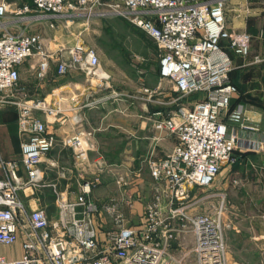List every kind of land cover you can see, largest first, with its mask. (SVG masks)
<instances>
[{"label": "built area", "instance_id": "2783aa9c", "mask_svg": "<svg viewBox=\"0 0 264 264\" xmlns=\"http://www.w3.org/2000/svg\"><path fill=\"white\" fill-rule=\"evenodd\" d=\"M6 1L0 0V109L16 107L22 142L20 160L0 158L5 173L0 180V247H12L21 238L22 255L17 259L0 255V264H180L171 255L177 232L193 234L195 264H224L223 205L214 217L190 213V191L211 187L221 167L234 162L235 152H260L263 145L240 138L230 128L243 114L241 106L229 113L238 93L230 79L233 57L249 56L252 36L227 28V0H22L23 7L13 11L23 21L36 22L123 17L157 44L161 81L171 83L180 98L202 95L191 109L179 108L168 116L162 111L154 114L155 129L175 135L176 143L166 157L148 160L155 194L141 224L125 226L114 207L110 214L120 225L110 230H102L95 221L89 182L79 184L82 189L74 201L54 190L60 213L56 220L43 209L29 211L20 199V192L42 185L44 159L59 143L83 157L92 133L78 130L59 140L50 128L65 126L71 111L23 96L19 67L36 53V78L43 80L50 57L41 47V33L8 31ZM70 55L67 64L86 79L109 80L94 49L77 44ZM262 60L255 56L253 63ZM66 67L61 64L59 72L65 73ZM159 90L144 89L142 96L153 100ZM20 167L26 180L18 174ZM117 183L123 186L124 180Z\"/></svg>", "mask_w": 264, "mask_h": 264}, {"label": "crops", "instance_id": "0c3cea01", "mask_svg": "<svg viewBox=\"0 0 264 264\" xmlns=\"http://www.w3.org/2000/svg\"><path fill=\"white\" fill-rule=\"evenodd\" d=\"M6 2L10 7L6 18L8 31L14 34L18 32L41 33L43 42L46 44L51 43L52 38L57 39L56 34H53L52 31L72 24L71 22L74 19L77 20L84 17H75L72 20L50 19L43 22L23 21L19 16L14 15L13 11L23 7L25 1L7 0ZM223 44L225 46L227 43L223 42ZM26 62L19 67V83L25 91L27 90V94L32 96L29 99H33L37 95L40 98L45 97L44 99L46 100L50 99L52 102L59 100L65 105L63 108L65 111H71V113H68V117H70L68 123L65 126L55 125L51 127V132L59 140L78 130L87 134L92 133L86 139L89 151L85 156L82 157L73 148L64 147L59 143L44 159L42 164V185L20 192V199L24 205L28 203L26 201L29 200V196L33 197L28 203L30 209H33V207L44 208L49 218L56 220L60 213L56 209L55 189L59 188L61 192L66 193L68 200L74 201L75 198L69 197L71 194L68 189L71 187L75 188L78 184L82 183L80 179L83 178L81 177L83 173H92L95 168L102 173L112 171V169H109L110 163L118 165L119 169H122L130 166L132 162L141 164L142 161L147 162L149 159H162L174 147L176 137L155 129L153 119L149 117L146 104L134 105L131 97L125 95L112 98L108 93H102L99 89H95L92 80L86 79L82 73L75 69L70 70L71 72L63 76L58 82L50 81L45 86L38 85L33 79L34 76L36 77L38 63L34 66ZM57 66L55 63H50L48 78L57 75ZM153 82L151 86L154 87L151 88L157 90L163 85V82L160 84L159 65L158 75L154 78ZM47 88L49 92L46 91ZM244 99L246 98L241 97V94L236 95L232 100L230 111L233 112L239 106L243 107V115L246 114L247 121L250 124L258 126L257 130L248 129L236 123H229L230 128L233 133L242 139H252L262 142L264 148V116H260V123L258 121V114L246 112V102ZM1 116L4 117L0 113V121H3L4 119ZM258 122L260 125H258ZM0 134V138L5 135L3 142L0 139V158L5 160H20L22 139L20 138L17 125L14 133L10 132L12 136L3 129L0 131ZM134 147H136V151L133 154ZM260 152H235L234 164L237 165L233 168L230 167L231 164L224 166V187L217 188L218 183L216 180L214 185L209 188L192 189L189 195V202L192 203L193 208L190 213L200 214L207 212L210 210V204L213 205L217 198H223V196L225 203L226 197L232 187H238L243 181L247 182L252 175L258 174L260 177L261 173L264 172L262 167L264 158L259 157V162L257 160L254 161L258 163V167H254L251 161L252 159H257L256 155ZM261 159L262 165H260ZM248 165L252 166L251 169ZM18 174L22 179L26 180L27 176L22 167H20ZM3 179H5V173L0 163V180ZM119 179L124 180V185L119 186L121 189L120 193H122V203L119 205V208L124 209L132 202L129 195L136 192V189L132 187L134 185L132 181L139 182L141 179H135L129 175L122 176ZM151 181H153L152 178ZM139 184L137 185L139 186ZM43 187L51 191V206H48L43 192L38 190ZM35 191L36 193H34ZM214 198L216 199L214 200ZM78 209L81 210V208ZM177 224H174L175 228H179ZM257 224L258 228L252 222H238L236 225H232L233 228H236L235 233H232V235L229 233L225 234V255H227L229 260H234L236 252V257H241L240 259H243L244 264H264V230L259 223ZM251 228L255 230L252 231ZM234 237H237L236 242L239 243L236 247ZM172 246L171 254H173L176 262L186 264L189 260H192L190 264H195L193 254L195 238L192 233L184 234L177 232ZM0 255L12 259L21 257L22 239L19 238L12 247H0ZM185 255H187L186 258L184 257ZM183 258L185 259L183 260Z\"/></svg>", "mask_w": 264, "mask_h": 264}, {"label": "rangeland", "instance_id": "374dc122", "mask_svg": "<svg viewBox=\"0 0 264 264\" xmlns=\"http://www.w3.org/2000/svg\"><path fill=\"white\" fill-rule=\"evenodd\" d=\"M225 18L226 26L229 30L240 33L245 32L252 36L249 56L247 58L233 57L230 79L239 89L237 95L241 94V97L246 98L244 99L246 102L245 111L250 114H258V121L261 123L260 116H264V0H227ZM71 23L66 27H60L59 30L52 31L53 34H56L57 39L52 38L51 43L46 44L42 40L41 47L50 57V63L58 65L57 75L51 78L46 76L43 80H39L34 76L33 79L36 84L45 86L47 82H58L63 76L68 75L71 72L70 70L73 69V67L67 64L70 62V53L78 43L96 51L100 60V70L104 75L109 77V80L102 81L101 83L92 81L95 89H99L102 93H108L112 98L121 97L122 95L129 96L133 100L134 105L146 104L149 117H152L153 123H155L156 117L154 114L157 111H162L165 116H168L179 108L191 109L195 103L202 100V95L180 98L174 92L173 85L167 81L160 82V84L163 82V85L158 94L152 98L153 100H148L146 96H142L144 89L156 90L155 88H151L154 87L151 85H153V80L158 75L160 53L155 41L142 29L132 25L127 19L120 16L108 15L104 17H83L77 20L74 19ZM255 56L263 59L261 64L257 65L253 63L252 58ZM26 63H31L34 66L37 63L39 64L38 55L35 53ZM63 63L67 65V69L65 73H60L59 68ZM19 87L22 89L23 96L26 99L32 97L27 94V90L25 91L20 83ZM46 91L49 92V89L47 88ZM34 97L42 101L46 100L44 99L45 97L40 98L37 95ZM46 103L52 106L59 105L61 108L65 107L59 100L52 102L49 99L46 100ZM230 110L229 113L232 112ZM242 110H244L243 107ZM0 113L4 115V117L1 116L4 120L0 121V131L3 129L12 136L10 132L14 133L16 125L18 127L19 122L16 107H5L0 109ZM43 117L42 115L41 118ZM236 124L243 125L252 130H257L258 127L255 126L256 124H250L247 121L246 114H242L240 121L236 122ZM167 135L171 134L167 133ZM172 136L175 137V135ZM3 137L0 138L1 142H3ZM262 149L256 155L257 159L251 160L254 167L258 165L259 157L264 158L263 145ZM135 151L136 147L133 148V154ZM233 157L235 158L234 155ZM255 160H257V164L254 162ZM260 163L262 165V159ZM226 165H230L233 168L237 164L232 162ZM226 165H223L216 175L217 181H215L218 183L216 187L219 189L220 187H224V166ZM248 166L251 169L252 166ZM262 167L264 169V164ZM119 168L118 165L110 163L109 169H112V171L102 173L95 168L92 173H83L81 176L83 178L80 179L83 182L80 186L88 182L91 183V197L96 206V211L93 214L96 223L100 224L102 230L117 229L119 227L120 224L117 223V217L110 214V210L114 207L118 208L121 220L123 221L122 224L137 228L145 217L146 208L151 203L155 193L154 181H151L148 171V161H142L141 164L132 162L130 166L122 169ZM125 175L141 180L139 182L131 180L134 183L132 187L136 189V192L129 195L132 202L123 209L119 208V205L122 203V193H120L121 189L117 181ZM138 183H140L139 186L137 185ZM81 189L79 184L75 188H69L68 190L71 194L69 197L76 198ZM38 190L43 192L48 206H51V191L45 187ZM57 190L60 191L59 188ZM66 197L67 195L65 194L62 198ZM31 198L33 197L29 196V200L26 202L29 203ZM28 203H25V205L29 211L44 210L41 207L30 209ZM55 203L56 209L59 211L56 198ZM221 205H223V209L221 210V226L224 240V264H244L245 262L243 259H240L241 257H236V252L234 260H229L227 255H225V234L229 233L232 235V233H235L236 228H233L232 225H236L238 222H252L257 228V223H259L264 230V172L261 173L260 177L258 174L252 175L247 182L243 181L238 187H232L226 197L225 203L224 196L223 198H217L213 205L210 204V210L204 212V214L211 213L212 217L217 216ZM251 229L252 231L255 230ZM246 231L248 230L246 229ZM234 239L236 242L237 237H234ZM237 244L239 243L236 242L235 247ZM171 255L173 256V254ZM191 262L192 260H189L186 264H190Z\"/></svg>", "mask_w": 264, "mask_h": 264}]
</instances>
